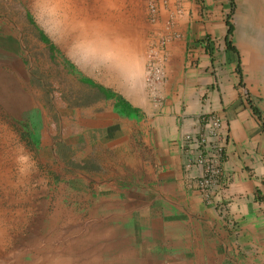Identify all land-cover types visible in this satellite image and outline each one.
<instances>
[{"label":"crops","instance_id":"obj_1","mask_svg":"<svg viewBox=\"0 0 264 264\" xmlns=\"http://www.w3.org/2000/svg\"><path fill=\"white\" fill-rule=\"evenodd\" d=\"M166 2L134 42L109 40L102 27L75 31L67 66L36 55L27 85L25 54L0 24L3 103L26 111L33 144L55 150L66 169L58 181L70 184L41 220L55 226L41 244L66 243L19 264H264V0ZM170 15L178 38L165 48L164 81L150 90L146 48ZM43 85L60 105H37ZM209 115L226 140V220L184 167V134Z\"/></svg>","mask_w":264,"mask_h":264},{"label":"rangeland","instance_id":"obj_2","mask_svg":"<svg viewBox=\"0 0 264 264\" xmlns=\"http://www.w3.org/2000/svg\"><path fill=\"white\" fill-rule=\"evenodd\" d=\"M64 3L73 10L68 18L59 10ZM145 4L146 0H0V24L10 30L7 35L25 54L26 59L21 57L20 66L26 74L27 85L34 84V76H38L31 70L32 63L38 60L36 55L48 65L67 66L68 44L75 31L99 32L102 27L109 40L118 34L134 42V31L148 24ZM156 32L154 28L150 35L164 30ZM82 41L76 37L73 45ZM6 82V76L0 71V264H19L37 254L58 253L63 247L60 245L66 243L41 244L40 239L49 237L50 228H55L41 220L50 217L58 206L56 202L61 200L58 194H64L70 184L59 182L66 169L55 150L44 152L38 144H33L25 126L26 111L20 113L3 103L8 95L6 85L3 86ZM41 82L45 80H39V89ZM42 90V98L32 94L37 105H60L54 101L53 89L43 85ZM59 223L54 234L61 227Z\"/></svg>","mask_w":264,"mask_h":264},{"label":"built area","instance_id":"obj_3","mask_svg":"<svg viewBox=\"0 0 264 264\" xmlns=\"http://www.w3.org/2000/svg\"><path fill=\"white\" fill-rule=\"evenodd\" d=\"M159 5L166 7V0H146L148 23L156 22ZM172 19V15L166 19L164 32L156 35L152 33L146 48L144 81L150 90L164 81L165 48L168 42L178 38V34L171 30ZM221 127L222 122L217 116H200L195 121V126L184 134L182 151L185 156L184 167L186 170H192V180L202 202L206 206L214 207L219 217L226 220V208L218 203L219 191L224 181L222 164L226 144V140L220 135Z\"/></svg>","mask_w":264,"mask_h":264},{"label":"bare ground","instance_id":"obj_4","mask_svg":"<svg viewBox=\"0 0 264 264\" xmlns=\"http://www.w3.org/2000/svg\"><path fill=\"white\" fill-rule=\"evenodd\" d=\"M60 3V2H59ZM57 7V6H56ZM59 10L61 11V12H63V17L64 18H68L71 14H72V12H73V10H71L70 8H68L67 7V5L64 3L62 6H59ZM82 12V11H81ZM83 13V12H82ZM84 18H85V16H84ZM70 19V18H69ZM69 19H68V21H69ZM66 24H67V26H68V22H66ZM92 27H94V26H92ZM93 29V28H92Z\"/></svg>","mask_w":264,"mask_h":264}]
</instances>
